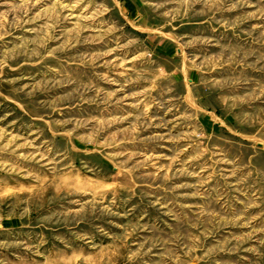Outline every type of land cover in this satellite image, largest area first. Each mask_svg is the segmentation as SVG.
I'll return each instance as SVG.
<instances>
[{"label":"rangeland","instance_id":"1","mask_svg":"<svg viewBox=\"0 0 264 264\" xmlns=\"http://www.w3.org/2000/svg\"><path fill=\"white\" fill-rule=\"evenodd\" d=\"M0 264H264V0H0Z\"/></svg>","mask_w":264,"mask_h":264}]
</instances>
